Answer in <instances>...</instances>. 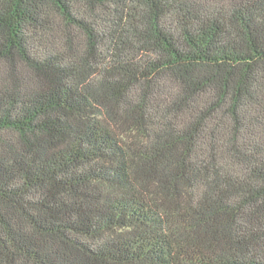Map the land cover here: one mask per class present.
I'll return each mask as SVG.
<instances>
[{"label":"trees","instance_id":"1","mask_svg":"<svg viewBox=\"0 0 264 264\" xmlns=\"http://www.w3.org/2000/svg\"><path fill=\"white\" fill-rule=\"evenodd\" d=\"M0 264H264V0H0Z\"/></svg>","mask_w":264,"mask_h":264}]
</instances>
